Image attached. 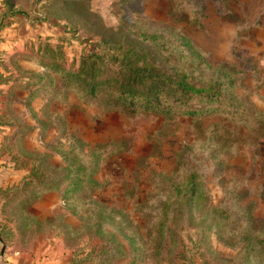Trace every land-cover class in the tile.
<instances>
[{"label":"rangeland","instance_id":"1","mask_svg":"<svg viewBox=\"0 0 264 264\" xmlns=\"http://www.w3.org/2000/svg\"><path fill=\"white\" fill-rule=\"evenodd\" d=\"M10 2L0 0V187L33 182L0 218V264H264V0ZM92 44L133 48L198 85L221 67L234 84L211 103L188 100L216 110L193 118L173 93L168 113L130 112L63 78ZM191 173L198 205L186 201Z\"/></svg>","mask_w":264,"mask_h":264},{"label":"trees","instance_id":"2","mask_svg":"<svg viewBox=\"0 0 264 264\" xmlns=\"http://www.w3.org/2000/svg\"><path fill=\"white\" fill-rule=\"evenodd\" d=\"M8 4L10 10H12L14 4L10 2V0H8ZM178 40L180 46L182 48H187L191 53L190 55L196 56L199 63H201L202 59L199 53L195 51V48L191 46L190 39L180 35ZM92 45V48L83 49L82 61L77 70H62L64 74L63 78L65 81L67 80L68 85L71 84L73 88L77 90V94L80 95V97L94 99L100 94H105L110 101L115 102L123 107V109L130 112L142 110L148 113H168L172 108L171 106H165L163 97H168L170 93H173L174 95L178 94V96H175L177 107H184L179 109L183 111V114L192 116L193 118L199 113L205 114L211 110H216L206 107L198 109H194L191 106L188 107L186 106L188 100H192L194 97H201L206 98L207 103H211L220 98L222 87L228 85V87L232 88L234 84L229 70L222 69L221 67L218 69L220 73H218L216 78L210 81L207 86L204 84L198 85L194 82H189L187 80V75L183 72L182 74L177 72L175 76L161 73L160 70L146 59L144 54L139 53L133 48H123L118 45L110 48L113 51L108 54V51H98L95 49V44ZM109 59L117 63V66H111L108 63ZM46 67L51 68L53 65L46 64ZM229 76L231 78H229ZM220 77L226 79L225 82H222ZM6 83V80L0 79V84ZM12 90L14 92L17 91H15V87H13ZM229 93H231V90ZM14 95L10 97V102H12L8 105L9 108L15 100L13 97ZM31 99L32 98L28 96L25 105H29ZM33 174H35V172H33ZM32 182L33 181L28 178H23L14 188H11L12 185L5 188L0 187V218L6 217L9 210L7 207L8 204L12 202V200H16V198L21 195L20 191H22V188L32 184ZM74 184V182L70 183L71 187H74ZM186 184L189 187L188 191H190V196L186 201L190 203L192 201L195 205H198L199 202L195 196L201 193V186L196 179V175L193 173L189 174ZM70 185L68 187H70ZM10 189H12L11 196L7 195ZM175 189H177V187L173 190ZM250 208L251 206H249V209ZM247 213L249 215V211H247ZM248 245L250 244H247V246ZM254 253L255 249L246 252L245 261H249V258L254 256ZM76 263L77 262L74 260L73 264Z\"/></svg>","mask_w":264,"mask_h":264},{"label":"water","instance_id":"3","mask_svg":"<svg viewBox=\"0 0 264 264\" xmlns=\"http://www.w3.org/2000/svg\"><path fill=\"white\" fill-rule=\"evenodd\" d=\"M0 242H1V240H0ZM3 252H4V246L1 248L0 255H2Z\"/></svg>","mask_w":264,"mask_h":264}]
</instances>
